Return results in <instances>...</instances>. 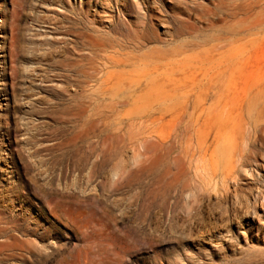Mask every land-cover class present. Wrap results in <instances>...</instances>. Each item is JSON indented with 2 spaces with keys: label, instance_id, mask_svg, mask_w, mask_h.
I'll use <instances>...</instances> for the list:
<instances>
[{
  "label": "rangeland",
  "instance_id": "374dc122",
  "mask_svg": "<svg viewBox=\"0 0 264 264\" xmlns=\"http://www.w3.org/2000/svg\"><path fill=\"white\" fill-rule=\"evenodd\" d=\"M0 264H264V0H0Z\"/></svg>",
  "mask_w": 264,
  "mask_h": 264
}]
</instances>
